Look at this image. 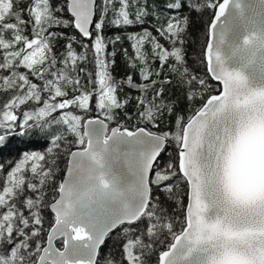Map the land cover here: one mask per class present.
Instances as JSON below:
<instances>
[{"label": "snow or ice", "instance_id": "obj_1", "mask_svg": "<svg viewBox=\"0 0 264 264\" xmlns=\"http://www.w3.org/2000/svg\"><path fill=\"white\" fill-rule=\"evenodd\" d=\"M186 2L189 15L160 14L153 35L126 31L155 16L146 0H0V154L47 145L0 164V264H101L113 232L119 250L103 264H264V0ZM205 10L198 76L187 33ZM118 52L139 83L113 77ZM172 74L190 106L200 100L186 119L164 100ZM124 85L139 92L132 127L117 111L133 99ZM165 113L171 131L138 126Z\"/></svg>", "mask_w": 264, "mask_h": 264}, {"label": "trees", "instance_id": "obj_2", "mask_svg": "<svg viewBox=\"0 0 264 264\" xmlns=\"http://www.w3.org/2000/svg\"><path fill=\"white\" fill-rule=\"evenodd\" d=\"M220 1V0H219ZM143 2V0H142ZM175 0H146L148 9L150 12L155 13V16L150 15L145 18L146 22L144 24H134L132 26H129V28L126 31H135L140 32L144 28H148L153 32V35H156L155 29L159 26L157 24V17H160V14H163V17H167L169 15L173 16H179L184 17L189 15V9L188 4L186 0H180L182 4V8L177 12L175 9H171L166 7L169 3H174ZM195 3H199L200 0H193ZM60 15L69 16V14L62 13ZM213 10H205L202 13H197L195 11L191 12V20L188 27V33H187V51L189 53L190 59L188 61L189 66L191 69L196 71V74L202 75L204 70V65L199 63V57L197 56V53L201 51L202 46L206 45L207 41V26L212 18ZM50 31L53 32H63L68 36L71 35H77L78 33L75 31V29H64L61 27H53L50 29ZM115 32L112 28H106L104 35L106 37H112L114 36ZM122 35L125 33H121ZM161 43L165 45V47H168V43L164 41L163 39L160 40ZM66 43V40L64 38H60L56 42L55 50L59 54L63 50V46ZM127 41H122L121 43L117 44V49L119 50L120 47H128ZM74 47L77 48L79 51L78 45H74ZM131 52V49H130ZM116 64L112 68V75L113 77L119 81L121 79L126 78L129 74L133 75L134 82L139 83V76L138 71L129 68L126 65L125 58L119 54L115 57ZM154 67H159V61H156L154 64ZM23 71V69H21ZM167 74V67H165L164 71L162 72L161 79L164 77V75ZM173 83L165 85V94H164V100L165 103H168L171 101L175 106V113L176 115H181L185 117V119L188 117V115L191 113L192 108L198 107L200 104L199 98L196 99V101L191 104L185 99V93L183 91V87L178 85L175 82V76L172 74ZM213 88H220V85L216 82H212ZM218 93V92H216ZM214 93V94H216ZM119 96L121 99L125 97H133L129 101V104L126 106L124 110H117L119 114V119L124 122L127 126L132 127L133 125H137L138 121L136 119V102L134 97L139 95V92L134 88H129L127 85H124L123 89L119 91ZM2 99V97H0ZM125 111L128 113V115L131 117V119H128L125 117L124 113ZM92 115H96L95 109H93ZM176 115H170L168 113H165L163 119L161 120L159 127H153L152 125H145L143 123H139L138 126L140 127H147L148 130L154 131V132H161V131H171L174 129L175 119ZM112 126H115L113 123ZM15 144V142H10V147L5 148L3 150V153L0 154V164H4L7 168V164L9 161H17L20 159V156L23 152H31V151H37V152H43L47 145H45L42 141L34 140L33 143H23L18 144L15 147H12L11 145ZM175 144L170 143L166 151L162 154V156L159 158V165L164 166L168 163L169 158L175 156ZM63 167V165H61ZM181 189H184V185H181ZM185 203H186V197H185ZM177 213H179L180 209H176ZM47 219L50 222L52 219V214L46 213ZM45 227H48V224L45 225ZM122 233L121 232H113L109 238L105 240L104 245L101 246L100 252H101V264H103V257L104 255L108 254L109 252L113 254L118 253V245L119 241L121 240Z\"/></svg>", "mask_w": 264, "mask_h": 264}, {"label": "water", "instance_id": "obj_3", "mask_svg": "<svg viewBox=\"0 0 264 264\" xmlns=\"http://www.w3.org/2000/svg\"><path fill=\"white\" fill-rule=\"evenodd\" d=\"M219 2H222V0H220ZM245 2L247 3V2H249V0H245ZM70 15V14H69ZM212 18H213V15H212ZM211 18V19H212ZM211 21V20H210ZM210 23V22H209ZM77 33H78V31L77 30H75ZM206 46V45H205ZM220 87H222L221 85H220ZM216 94H218V93H216ZM187 202V201H186Z\"/></svg>", "mask_w": 264, "mask_h": 264}]
</instances>
